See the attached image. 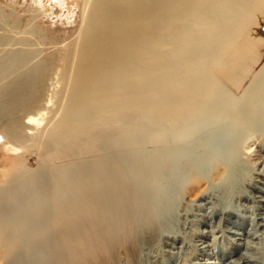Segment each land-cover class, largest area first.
I'll return each instance as SVG.
<instances>
[{
	"label": "bare ground",
	"instance_id": "obj_1",
	"mask_svg": "<svg viewBox=\"0 0 264 264\" xmlns=\"http://www.w3.org/2000/svg\"><path fill=\"white\" fill-rule=\"evenodd\" d=\"M80 12L65 46V102L46 139L35 141L43 163L36 170L10 163L0 179L6 264H79L111 255L134 231L126 200L133 184L143 198L155 191L156 210L169 217L179 179L213 174L221 191L242 186L238 141L264 132V63L241 86L264 0H83ZM10 36L0 32V44ZM16 48L7 59L45 74L49 63L33 61L34 50L23 44ZM12 107L1 128L7 150L27 136L23 131L34 132L40 115L29 99ZM147 206H137L138 216ZM258 215L246 232L247 252L227 264H264V213Z\"/></svg>",
	"mask_w": 264,
	"mask_h": 264
},
{
	"label": "rangeland",
	"instance_id": "obj_2",
	"mask_svg": "<svg viewBox=\"0 0 264 264\" xmlns=\"http://www.w3.org/2000/svg\"><path fill=\"white\" fill-rule=\"evenodd\" d=\"M82 2L0 0V32L11 35L6 44H0V179L4 178L3 173L10 163L22 162L30 170L38 169L43 163L41 150L35 141L46 139L45 132L60 116L65 102L71 72L70 63L64 60L69 52L65 46L75 38V32L69 31L80 24ZM258 22L256 33H252L248 40L253 60L249 63L247 77L241 83L243 88L264 63V20L259 19ZM19 44L34 50L33 61L42 59L49 63L43 76L31 75L26 64L6 58L10 46L17 49ZM243 88L238 96H241ZM261 95L260 92L253 93L255 97ZM19 98L32 100L34 107L31 112H40V115L31 125L34 132L28 134L23 131V136H27L16 140L14 149L7 150L3 147L6 135L1 128L10 122L14 113L12 106ZM260 134L242 135L238 141L240 160L237 166L242 173L239 176L242 186L221 191L220 180L213 174L206 178L179 179L172 188L174 205L169 217L162 219L156 210V192L152 184L147 183L154 191L149 194L151 201L143 198L140 186L136 188L133 184L135 190L131 189V197L126 199L131 205L128 219L132 220V234L123 246H116L111 255L97 253L79 264H227L229 260L239 258L248 250L245 240L250 237L246 232L252 231V220H260L258 213H264V202L258 200L259 195L264 196V132ZM137 190L140 194L134 201L132 196ZM146 203V210L138 216L137 206L142 207ZM149 220L152 224H148ZM0 264L6 263L0 261Z\"/></svg>",
	"mask_w": 264,
	"mask_h": 264
}]
</instances>
